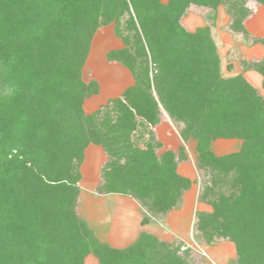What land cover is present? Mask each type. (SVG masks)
I'll list each match as a JSON object with an SVG mask.
<instances>
[{
	"label": "trees",
	"instance_id": "1",
	"mask_svg": "<svg viewBox=\"0 0 264 264\" xmlns=\"http://www.w3.org/2000/svg\"><path fill=\"white\" fill-rule=\"evenodd\" d=\"M248 1L0 0V264H83L91 253L99 264H195L180 242L148 234L126 248L106 245L77 210L91 143L108 157L100 193L137 199L150 214L144 224L179 206L192 181L177 172L175 154L142 151L133 139L138 126L159 123L163 110L185 125L183 139L193 131L200 168L216 173L201 190L213 211L195 214L197 232L233 241L238 264H264V97L242 75L221 74L209 27L191 32L181 23L192 4H222L230 32L247 35ZM124 14L141 43L135 56L117 27L134 84L88 114L84 101L97 91L82 71L92 36ZM253 42L264 45V37ZM246 62L264 77V58ZM218 137L244 143L217 157L210 139Z\"/></svg>",
	"mask_w": 264,
	"mask_h": 264
},
{
	"label": "crops",
	"instance_id": "2",
	"mask_svg": "<svg viewBox=\"0 0 264 264\" xmlns=\"http://www.w3.org/2000/svg\"><path fill=\"white\" fill-rule=\"evenodd\" d=\"M162 1L167 3L169 0ZM249 3H256L257 6H249ZM247 6L252 10L250 16L244 21L247 35H235L227 30L229 29L231 18L222 4L216 9L192 4L182 17L181 23L188 31L194 32L199 28L206 27L207 19L212 18L211 28L216 34L215 38L218 45H220L219 54L226 57L227 74L223 73V76L242 75L264 97L263 75L259 71L245 66V61L253 63L264 58V45L260 42H253L255 38L264 37V30H262L264 22L261 21V19H264V4L249 0ZM240 36L244 39L241 40ZM222 51H224V55ZM108 64L117 67L116 69H110V71H119L125 82H134L133 77L126 73L127 70L124 67L113 62ZM100 82L101 92L85 100L84 110L88 114L98 110L104 102L108 101L106 99L109 98V95L102 98L99 102H95L96 98L101 97L104 91L102 80ZM132 83L130 86L134 84ZM107 159L108 157L103 147L91 143L85 149L84 160L81 165L82 178L79 185L81 191L87 194L82 192L83 195H86V199L78 208V211L83 219L88 222L96 236L115 248H126L136 242L143 234L165 241L173 240L174 238L185 240V233L189 232L187 223L189 219L188 216H181L180 209L172 210L158 218L157 216H152L151 220L144 224L142 221L145 216V208L137 199L120 193L99 192L101 171ZM173 215H176L174 220L172 219ZM178 215L180 216L179 223L177 221ZM217 256H219L218 258L221 259V262L216 260L215 256H212L211 260L213 259L214 264L216 262L221 264L227 261L220 253H217ZM96 260V257L90 254L87 255L84 264H97Z\"/></svg>",
	"mask_w": 264,
	"mask_h": 264
},
{
	"label": "rangeland",
	"instance_id": "3",
	"mask_svg": "<svg viewBox=\"0 0 264 264\" xmlns=\"http://www.w3.org/2000/svg\"><path fill=\"white\" fill-rule=\"evenodd\" d=\"M249 6L256 7L257 4L249 3ZM129 17L130 14H124L122 17L118 19V21L112 20L109 21V23L101 24L92 36L90 48H89V55L83 67L82 77L85 82L90 83L91 85L90 88L97 91V94L94 95H98L101 92L102 89H101L100 80H102L104 91L101 97L96 98L95 102H99L100 100H102V98L108 95L109 98L106 99L108 101L116 97H121L122 94L125 92V90L128 87H130V84L132 83V82L130 83L125 82L124 77L121 75L119 71L117 70L110 71V69H116L117 67L110 66L108 64V63L112 64L113 62L118 64L119 66L121 65L127 70L126 73H129L133 77L131 70L128 67H126L125 64L121 61L122 56L119 54V50L124 48L125 41L122 38V36H120L117 32V27H118L119 30H121L129 37V43H128L129 47L133 49L135 56L138 55V51L140 49L141 43L140 42L137 43V41L134 39V36L136 35V31L134 28L129 27L128 24ZM261 21L264 22V19H261ZM258 24L260 23L258 22ZM211 26H212V18L207 19V27H209L210 29L211 36L217 45V50L219 53L220 45H218L217 43V40L215 38L216 34L213 32ZM262 27H263L262 30H264L263 24ZM227 30L230 31L229 29ZM241 36L240 39L243 40L244 38H242ZM222 54L224 55V51H222ZM109 56L112 57L115 56L116 58L110 59ZM220 57H221V67H222L221 74L224 75L227 74V68H226L227 65L225 64L226 57L221 55ZM150 59L151 56L149 55V60ZM108 101L106 103L104 102L102 105L107 104ZM113 116L116 118V114H113ZM160 117L162 119L159 121V123H157L156 125H149L147 129H143L141 127L139 128L138 126L137 132L134 133L135 136L133 139H134V144L137 147H139L142 151H145L149 148V150L151 149L157 155L160 156L168 151L173 152L175 154V161L177 162V166H176L177 172L181 176L186 177L192 181L189 190L184 192L179 202V206L173 209V210L180 209L179 212L181 213V216L183 215L188 216L189 222L187 221V223L189 227L188 228L189 232L188 231L187 232L189 233V235L186 232L185 240L183 239L178 240L174 238L173 240H168V241H172L174 243L180 242V244L183 245L181 247L182 249L181 251H183V249L188 248L189 249L188 251H190L189 258L193 260L192 262L195 264L196 263L214 264V262L212 261L213 259L211 260L212 256L213 257L215 256L216 260L221 262V259L218 258L219 256H217V253H220L227 260L225 262H222L221 264H225V263L238 264V249L233 241L229 240V238H224L223 235L221 236L214 235L212 241H207L204 238L203 234L201 235L199 232H197L196 226L194 225L195 222L194 217L196 213H211L213 211V207L211 204L207 203V201L206 202L201 201L202 199L201 190L204 188V185H206L207 183L208 185L210 184V181L213 176L214 177L216 176V173H213L214 171H212L210 167L206 168L207 172H204V170L200 168L201 165L200 156L202 152L199 151L200 145L198 138L194 137L193 131H191L188 133L189 137L187 138V140L183 139V137L180 134L182 127L183 126L185 127L183 123L175 124L164 110L162 111ZM137 118L138 120H145V118H143L142 116H137ZM243 143H244L243 139L238 137L235 138L218 137L215 139L211 138L210 151L217 157L225 156L227 154L235 153L239 151L242 148ZM80 192L81 193L78 198L77 210H79L78 208H80V206L84 203V200L86 199L85 197L86 195L82 194L83 191ZM83 193L87 194L85 192ZM145 214L150 215L147 212H145ZM163 215L166 214H159L155 216H157L158 218ZM174 218H176V215L172 216L173 220ZM177 221L178 223L180 222L179 215L177 217ZM90 241H92V239H90ZM99 241L105 243L106 245L111 246L105 241H102L100 239ZM89 246L91 247L93 246V244L90 242ZM192 251L194 252L192 253ZM194 253H196V255H194ZM91 254L95 256L93 253ZM183 254L184 253H182V255ZM96 259H97L96 260L97 264H99L98 257H96Z\"/></svg>",
	"mask_w": 264,
	"mask_h": 264
}]
</instances>
